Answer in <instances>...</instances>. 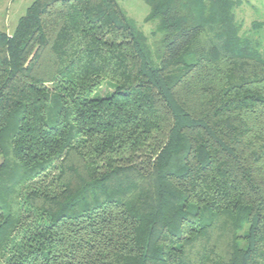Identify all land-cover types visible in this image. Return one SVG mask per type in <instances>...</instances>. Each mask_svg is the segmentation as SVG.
Returning <instances> with one entry per match:
<instances>
[{
    "label": "trees",
    "instance_id": "obj_1",
    "mask_svg": "<svg viewBox=\"0 0 264 264\" xmlns=\"http://www.w3.org/2000/svg\"><path fill=\"white\" fill-rule=\"evenodd\" d=\"M144 1L148 34L116 0H34L0 30V264H264L243 0Z\"/></svg>",
    "mask_w": 264,
    "mask_h": 264
},
{
    "label": "rangeland",
    "instance_id": "obj_2",
    "mask_svg": "<svg viewBox=\"0 0 264 264\" xmlns=\"http://www.w3.org/2000/svg\"><path fill=\"white\" fill-rule=\"evenodd\" d=\"M34 0H0V30L12 32L19 18ZM134 24L148 34L154 27L153 22H146L149 7L144 0H116ZM236 22L241 25L240 34L257 42L264 54V0H243L235 9ZM258 26H253V25ZM105 83L97 90V95L111 92ZM1 160V158H0Z\"/></svg>",
    "mask_w": 264,
    "mask_h": 264
}]
</instances>
